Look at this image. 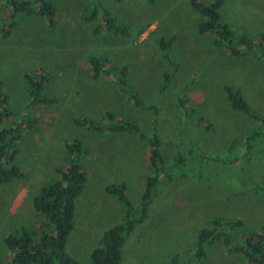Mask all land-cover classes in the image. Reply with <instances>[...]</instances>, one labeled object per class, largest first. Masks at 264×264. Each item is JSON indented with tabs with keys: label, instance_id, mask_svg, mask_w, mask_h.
<instances>
[{
	"label": "rangeland",
	"instance_id": "rangeland-1",
	"mask_svg": "<svg viewBox=\"0 0 264 264\" xmlns=\"http://www.w3.org/2000/svg\"><path fill=\"white\" fill-rule=\"evenodd\" d=\"M47 1L54 9L51 23L42 15L17 13L10 35L0 34V80L11 119L23 117L29 100L25 74L48 71L45 92L53 97L37 106L35 124L21 129L16 164L24 176L0 184V264H13L5 235L41 221L32 227L30 199L54 180L56 167L67 166V140L82 141L79 161L86 173L74 203L68 255L90 264L102 232L122 221L123 205L105 193V186L123 183L132 207L139 206L150 173L145 139L73 122L83 116L99 124L106 111L134 121L146 136L155 128L167 165L146 217L125 236L119 264H247L218 241L204 245L199 256L195 239L214 217L239 219L248 230L264 233V154L250 151L248 162L240 154L230 164L225 161L234 152L227 150L230 140L243 136L254 121L230 110L222 90L231 85L253 111L264 114V59L214 47L213 35L198 32L199 14L189 0ZM92 7L100 12L85 20ZM104 9L125 34L103 28ZM8 14L0 2V31ZM220 14L235 36L264 32V0H223ZM90 56L106 58L117 72L92 78ZM129 93L143 106L134 105ZM23 188L27 195L11 213L12 199Z\"/></svg>",
	"mask_w": 264,
	"mask_h": 264
},
{
	"label": "trees",
	"instance_id": "trees-1",
	"mask_svg": "<svg viewBox=\"0 0 264 264\" xmlns=\"http://www.w3.org/2000/svg\"><path fill=\"white\" fill-rule=\"evenodd\" d=\"M0 2L9 9V14L3 18V28L0 31L2 38L10 35L14 25L13 19L17 13L42 15L49 23L52 22L54 16L53 5L47 0H0ZM222 3L223 0L210 2L189 0L190 6L199 14L198 32L213 35L212 45L218 49H225L229 54L241 56L249 54L252 57L264 59V32L256 35L244 33L235 36L229 25L221 18ZM92 8L90 15L84 17L85 20L96 17L100 12L97 13L96 7ZM101 15L105 30L125 34L124 26L109 11L104 9L101 11ZM97 29L98 27L94 28L93 33L97 32ZM169 39L166 41L168 42ZM163 40L164 37H161L160 42L162 43ZM87 62L90 76L94 79L117 72L104 57L90 56ZM118 73L120 75L119 89L123 91L120 84H124L125 67L120 68ZM25 80L27 81L29 100L25 112L22 113L23 117L18 121L11 119L12 112L7 107V96L0 80V184L24 176L16 164L21 129L22 127L29 128L35 124L36 120L35 117L32 118V114L37 106L53 100V97L48 99L49 95L45 92V82L49 81L48 71L41 69L33 75L25 74ZM222 90L230 110L237 111L254 121V124L243 136L230 140L227 150L231 151L232 149L234 152L231 154V158L225 161L228 164L231 159L241 157L248 162L247 155L250 151L259 155L264 154V114L253 111L238 89L229 84H223ZM128 97L134 105L143 106L136 94L129 93ZM31 118L32 120H30ZM197 120L200 124L202 117L199 116ZM73 122L77 126L97 132L132 133L140 139H145L149 148L147 160L150 173L144 179L139 206L132 207L125 194L123 183L104 187L105 193L114 195L123 205L124 214L120 223L102 232L97 246L91 249L90 264H119L125 236L135 224L146 217L147 205L167 168L165 157L160 150L161 140L157 136L155 128L150 136H146L134 121L117 118L110 111L105 112L103 122L99 124L86 120L83 116L74 117ZM208 127L209 124L205 126V129L207 130ZM63 150L67 166L65 168L56 167L54 180L42 185L38 192L31 196V207L42 216L37 227H22L18 232L8 233L3 238V243L10 253L13 264H79L65 251V242L73 228L75 199L80 194L86 180V173L79 161V156L83 151L82 141L78 138L67 140ZM176 154H179V151ZM257 161H261L260 158H257ZM173 162L168 166H171ZM257 189L259 188L257 187ZM216 241L220 242L229 254L239 255L247 264H264V233L248 230L239 219L214 217L208 220L196 232L197 254L202 255L204 245H210Z\"/></svg>",
	"mask_w": 264,
	"mask_h": 264
},
{
	"label": "crops",
	"instance_id": "crops-1",
	"mask_svg": "<svg viewBox=\"0 0 264 264\" xmlns=\"http://www.w3.org/2000/svg\"><path fill=\"white\" fill-rule=\"evenodd\" d=\"M26 195H27L26 190L24 188L22 190L18 191L14 195V197L12 199V203H11V208L9 209L11 213H13L15 211V209L18 205L22 204ZM30 210H31L30 212H31L32 217H33V220H32L33 224H31V225H32V227H35L37 225V223L42 219V216L39 213H37L35 210H33L31 205H30ZM38 219H39V221H38ZM66 241H67V239H66ZM65 245H66V242H65Z\"/></svg>",
	"mask_w": 264,
	"mask_h": 264
}]
</instances>
